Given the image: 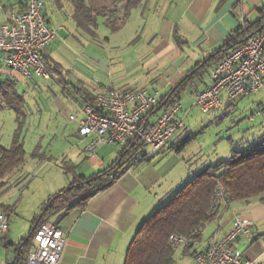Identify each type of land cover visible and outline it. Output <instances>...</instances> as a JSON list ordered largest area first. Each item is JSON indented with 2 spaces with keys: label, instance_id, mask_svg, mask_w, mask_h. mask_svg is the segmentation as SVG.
Returning <instances> with one entry per match:
<instances>
[{
  "label": "crops",
  "instance_id": "1",
  "mask_svg": "<svg viewBox=\"0 0 264 264\" xmlns=\"http://www.w3.org/2000/svg\"><path fill=\"white\" fill-rule=\"evenodd\" d=\"M115 1L87 0V4L95 11L110 7ZM43 2L47 22L58 31L57 39L45 49L43 56L51 65L60 67L69 92H64L59 83V87L54 89L49 80L29 81L19 71L1 64L0 82L14 84L23 99L20 102L23 110L26 90H21L19 83L30 82L28 87L36 95L46 96L50 109L57 113L55 118L59 119L58 127L63 133L56 140V152L52 157L57 163L62 158L66 165L75 166L76 173L84 176H91L110 165L120 151L115 146L101 145L95 157H89L86 153L88 139L79 135L78 120H72L71 116L76 115L77 119L83 117L82 107L86 104L87 94L130 87H149L158 93V97L168 93L198 62L207 60L242 19L256 20L258 10L264 5V0H143L135 9L141 18L140 26L133 31L135 36L124 37L118 31L111 33L105 25V18L100 17L97 38L93 39L78 28L73 18L72 4L68 0L64 4L60 0ZM24 9L26 0H0V22H4L10 13ZM210 69L183 91L181 101L185 116L197 107L195 92L211 85ZM75 88L81 91L79 95L75 94ZM82 93L86 96L82 97ZM239 100H247L248 104L251 102L253 115H259L260 106H264V84L258 92L247 94ZM239 100H223L219 108L208 114L214 118L215 115L227 116L231 109L243 102ZM157 117H151V123ZM186 137H189V128L184 125L165 147L149 150L150 157L134 164L113 186L95 195L84 209H74L63 216L54 215L51 221L63 230L66 238L58 264H124L128 245L141 222L198 171L188 162L194 151L183 153L182 149L178 150ZM43 165L38 169H42ZM50 165L57 172L33 211L37 215L41 205L52 194L71 182V177L62 167ZM57 167L59 169H55ZM15 208L9 213L16 212ZM238 212H243L255 223L249 235L238 239V246L245 257L264 263L263 192L247 202L234 201L230 205L220 202L216 214L201 228L200 235L182 249L184 255L191 257V264H194L196 253L207 246L213 235L222 237L233 228ZM19 241L4 239L0 242L4 248L13 251L8 243ZM11 257L12 253L6 258Z\"/></svg>",
  "mask_w": 264,
  "mask_h": 264
},
{
  "label": "trees",
  "instance_id": "2",
  "mask_svg": "<svg viewBox=\"0 0 264 264\" xmlns=\"http://www.w3.org/2000/svg\"><path fill=\"white\" fill-rule=\"evenodd\" d=\"M70 2L78 28L96 39L100 17H104L105 25L116 32L129 20L132 11L139 7L143 0H116L112 6L95 11L88 6L87 0H70ZM258 14L256 20L245 18L240 22L207 60L198 62L178 86H173L168 93L160 96L157 105L144 116L143 123L152 125L151 117H159L163 110L181 100L183 91L196 78L216 65L231 51L243 45L248 36L263 31L264 5L258 10ZM43 59L47 67L60 76L59 84L63 91L68 93L60 67L51 65L44 56ZM80 93L81 91L75 88V94ZM0 94L18 114L20 112L24 114L22 107L18 109L16 106V103H22L23 99L17 93L14 84L8 81L0 82ZM82 95V97L86 96L84 93ZM94 96L87 94L85 103L92 105ZM189 141L190 138L186 137L178 150H184ZM26 155L24 142L19 134L15 135L9 148L0 144V181L19 170L25 164ZM149 155L142 139L137 136L121 147L119 156L110 165L91 176L77 174L75 166L66 165L63 160L61 165L65 173L71 177L70 184L48 198L39 215L34 218L26 238H22L18 243H8L13 247V257L8 258L5 264H27L29 247L34 243L35 234L43 223L51 221L56 214L63 216L74 209H84L95 195L113 186L128 169L150 157ZM219 185H223L225 189L223 198L216 197ZM263 192L264 142L252 144L242 150H233L228 158L207 164L198 170L195 176L165 204L154 209L141 222L128 245L124 264H174L177 247L170 241L171 234L188 235L192 230L198 229L199 234L193 236V239H196L200 235L201 228L216 214L220 202L227 205L234 201L247 202ZM14 207L15 205H4L3 210L9 213ZM0 241H2L1 236ZM8 244L6 243L7 247Z\"/></svg>",
  "mask_w": 264,
  "mask_h": 264
},
{
  "label": "built area",
  "instance_id": "3",
  "mask_svg": "<svg viewBox=\"0 0 264 264\" xmlns=\"http://www.w3.org/2000/svg\"><path fill=\"white\" fill-rule=\"evenodd\" d=\"M43 0H27L24 11L12 12L0 22V64L19 71L27 80H54L60 76L49 69L43 59L45 49L58 37V31L47 22ZM245 19V18H244ZM242 19V21L244 20ZM241 21V22H242ZM211 85L195 92V104L203 112L219 108L223 100L237 101L259 91L264 84V30L247 37L246 42L231 51L210 69ZM158 93L149 87L98 92L93 104L82 107L78 120L79 135L87 138L85 151L95 157L101 145L121 148L137 136L146 148L155 151L166 146L185 125L182 101L163 110L150 126L143 123L146 113L158 103ZM225 196L223 185L217 198ZM252 218L238 212L233 228L222 237L213 235L207 246L196 253L194 264H264L244 256L238 239L251 233ZM9 230V215L0 213V234ZM199 230L190 234H171L175 247L188 244ZM66 245L63 230L53 221L43 223L35 234L28 251L27 264H58Z\"/></svg>",
  "mask_w": 264,
  "mask_h": 264
},
{
  "label": "rangeland",
  "instance_id": "4",
  "mask_svg": "<svg viewBox=\"0 0 264 264\" xmlns=\"http://www.w3.org/2000/svg\"><path fill=\"white\" fill-rule=\"evenodd\" d=\"M60 1L63 4L67 2V0ZM140 24L141 18L134 10L129 20L118 32H122L124 37H133L135 36L133 31ZM118 32L111 31L114 34ZM49 83L54 89L59 87V84L54 80H49ZM29 85L30 82L26 84V81L19 83V88L26 90L24 114L21 112L18 114L15 108L6 102L0 94V144L9 148L15 135L19 134L27 153L25 164L18 171L5 176L0 181V213L4 212L3 205L16 206V212L9 213L10 233L0 234L2 241L11 239L17 242L29 235L33 220L38 214H34L33 211L40 203L42 195L46 194V187L57 172L50 164L62 167L63 163L62 158L57 163L52 157L56 152L55 147L58 143L56 140L63 134L62 129L58 127L60 121L55 118L57 113L54 109H50L51 106L46 96L36 95L28 87ZM241 101L243 102L238 107L235 106L231 109L227 116L218 117L215 115L214 118L213 115L201 111L198 107H194L193 111L185 116V125L189 128L190 141L186 144L183 153L194 151L188 161L193 169L199 170L203 165L228 158L233 150H242L254 142L264 141V106H260L259 115H253L251 102L248 104L247 100ZM241 101L239 100V102ZM16 104L17 108L21 109V104L18 102ZM62 121L64 122L63 119ZM246 140L247 142H244ZM149 150L150 148H146L147 152ZM41 156L43 159H40ZM41 164H44L43 168L38 169ZM50 169L52 170L48 174ZM3 182L4 185H2ZM171 196L160 203L158 207L165 204ZM183 247L185 246L176 249L174 264H191L192 259L190 256L184 255ZM10 253L13 254V251L4 248L0 242L2 264L6 263V257L8 254L10 256Z\"/></svg>",
  "mask_w": 264,
  "mask_h": 264
},
{
  "label": "water",
  "instance_id": "5",
  "mask_svg": "<svg viewBox=\"0 0 264 264\" xmlns=\"http://www.w3.org/2000/svg\"><path fill=\"white\" fill-rule=\"evenodd\" d=\"M181 82H182V81H181ZM181 82H180V83H181ZM160 108H161V107H160Z\"/></svg>",
  "mask_w": 264,
  "mask_h": 264
}]
</instances>
